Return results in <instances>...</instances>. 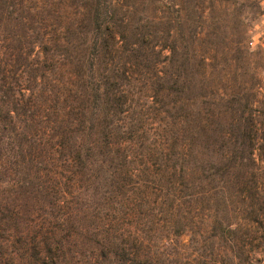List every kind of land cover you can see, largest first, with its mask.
Listing matches in <instances>:
<instances>
[{
	"label": "trees",
	"instance_id": "trees-1",
	"mask_svg": "<svg viewBox=\"0 0 264 264\" xmlns=\"http://www.w3.org/2000/svg\"><path fill=\"white\" fill-rule=\"evenodd\" d=\"M122 5L0 0V264H141L155 236L185 235L168 214L188 218L205 184L225 209L218 237L264 242V113L245 107L226 142L217 126L206 177V123L176 153L145 146L130 106L140 48L119 44Z\"/></svg>",
	"mask_w": 264,
	"mask_h": 264
},
{
	"label": "rangeland",
	"instance_id": "rangeland-1",
	"mask_svg": "<svg viewBox=\"0 0 264 264\" xmlns=\"http://www.w3.org/2000/svg\"><path fill=\"white\" fill-rule=\"evenodd\" d=\"M122 1L115 16L117 39L121 44L124 35L140 48L136 63L142 71L131 82L130 106L133 116L144 120L145 146L176 153L181 144L203 134L206 123L209 131L198 147L204 148V161L197 174L206 177L207 167L217 160V126L226 142L234 117L245 107L264 113V49L246 45L261 0ZM174 44L178 53L173 58ZM176 134L180 140L172 148L169 139ZM209 187L205 184L206 199L189 209L188 218L179 221L168 214L175 229L185 228V235L168 239L165 231L155 236V251L141 264H264V242L235 245L217 236L212 226L225 209L217 204V188Z\"/></svg>",
	"mask_w": 264,
	"mask_h": 264
},
{
	"label": "built area",
	"instance_id": "built-area-1",
	"mask_svg": "<svg viewBox=\"0 0 264 264\" xmlns=\"http://www.w3.org/2000/svg\"><path fill=\"white\" fill-rule=\"evenodd\" d=\"M262 10L259 17L248 30L246 45L251 50L264 49V0H261Z\"/></svg>",
	"mask_w": 264,
	"mask_h": 264
}]
</instances>
